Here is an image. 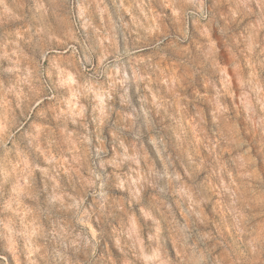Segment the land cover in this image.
<instances>
[{"label":"clouds","instance_id":"clouds-1","mask_svg":"<svg viewBox=\"0 0 264 264\" xmlns=\"http://www.w3.org/2000/svg\"><path fill=\"white\" fill-rule=\"evenodd\" d=\"M0 264H264V0H0Z\"/></svg>","mask_w":264,"mask_h":264}]
</instances>
